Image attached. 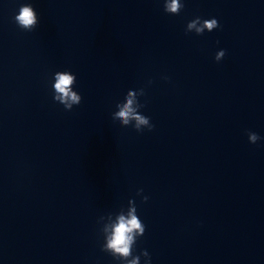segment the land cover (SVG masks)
<instances>
[{
	"label": "water",
	"instance_id": "water-1",
	"mask_svg": "<svg viewBox=\"0 0 264 264\" xmlns=\"http://www.w3.org/2000/svg\"><path fill=\"white\" fill-rule=\"evenodd\" d=\"M53 1L194 148L264 208V0H181L179 15L165 13L164 0ZM196 17L215 18L220 27L186 34ZM221 49L226 55L217 62ZM247 131L262 139L251 144Z\"/></svg>",
	"mask_w": 264,
	"mask_h": 264
},
{
	"label": "clouds",
	"instance_id": "clouds-1",
	"mask_svg": "<svg viewBox=\"0 0 264 264\" xmlns=\"http://www.w3.org/2000/svg\"><path fill=\"white\" fill-rule=\"evenodd\" d=\"M164 12L170 15H179L184 8L181 0H164ZM14 21L23 30L31 32L39 24V16L31 3L22 4L18 14L15 15ZM220 27L217 19H201L196 17L187 23L185 33L195 32L197 35H202L206 30L211 32ZM219 43V41H217ZM226 55V50L221 49L214 57L215 61H221ZM165 80L169 79L164 77ZM54 101L62 104L65 110H72L74 105L81 103V95L73 90V85L76 84V76L71 71H57L54 73ZM151 83V81H149ZM143 88L139 90H129L123 102L116 104L117 111L112 113L113 121H119L122 126L132 125L138 132H143L144 129L152 131L154 125L150 121V117L143 115L139 109L145 105L139 103L137 96H144ZM246 135L251 144H256L262 139L257 133L247 131ZM143 189L137 191V195H141ZM147 196H143L142 202L146 203ZM129 210L127 215L122 212L116 218V221L111 225H106L102 230L105 233L104 243L101 250L109 253L115 260L121 264H140V256H133V248L137 238L144 235L145 225L137 215L135 201L129 200ZM145 258L144 264H151V257L145 250L141 253Z\"/></svg>",
	"mask_w": 264,
	"mask_h": 264
}]
</instances>
